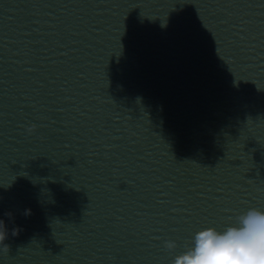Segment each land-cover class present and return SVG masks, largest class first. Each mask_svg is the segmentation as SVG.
Wrapping results in <instances>:
<instances>
[{
  "label": "water",
  "instance_id": "95a60500",
  "mask_svg": "<svg viewBox=\"0 0 264 264\" xmlns=\"http://www.w3.org/2000/svg\"><path fill=\"white\" fill-rule=\"evenodd\" d=\"M251 208L264 0H0V264H173Z\"/></svg>",
  "mask_w": 264,
  "mask_h": 264
},
{
  "label": "clouds",
  "instance_id": "9594fccd",
  "mask_svg": "<svg viewBox=\"0 0 264 264\" xmlns=\"http://www.w3.org/2000/svg\"><path fill=\"white\" fill-rule=\"evenodd\" d=\"M6 238L7 229L0 220V244ZM166 247L171 249L175 244L168 242ZM3 250L7 252L8 245H3ZM173 264H264V211L251 208L238 216L235 226L223 231L213 227L197 231L192 246Z\"/></svg>",
  "mask_w": 264,
  "mask_h": 264
}]
</instances>
